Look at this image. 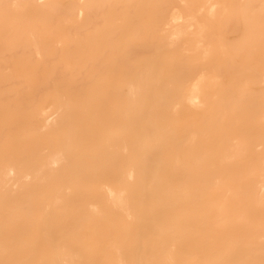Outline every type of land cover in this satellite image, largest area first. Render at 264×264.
I'll list each match as a JSON object with an SVG mask.
<instances>
[{"label":"bare ground","instance_id":"6f19581e","mask_svg":"<svg viewBox=\"0 0 264 264\" xmlns=\"http://www.w3.org/2000/svg\"><path fill=\"white\" fill-rule=\"evenodd\" d=\"M0 264H264V0H0Z\"/></svg>","mask_w":264,"mask_h":264}]
</instances>
